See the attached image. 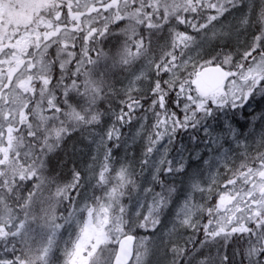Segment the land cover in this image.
Segmentation results:
<instances>
[{"label": "snow or ice", "instance_id": "6c2138e0", "mask_svg": "<svg viewBox=\"0 0 264 264\" xmlns=\"http://www.w3.org/2000/svg\"><path fill=\"white\" fill-rule=\"evenodd\" d=\"M0 264H264V0H0Z\"/></svg>", "mask_w": 264, "mask_h": 264}]
</instances>
